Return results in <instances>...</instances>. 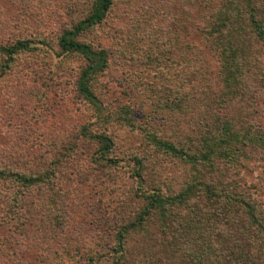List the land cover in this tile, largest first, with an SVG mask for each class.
<instances>
[{"label": "rangeland", "instance_id": "rangeland-1", "mask_svg": "<svg viewBox=\"0 0 264 264\" xmlns=\"http://www.w3.org/2000/svg\"><path fill=\"white\" fill-rule=\"evenodd\" d=\"M95 1L0 0V46L28 40L33 47L0 75V172L8 173L0 178V264H112L115 229L143 206L134 156L145 153L157 161L164 193L186 182L182 166L154 155L148 141L142 144L141 132L125 127L124 111L138 124L150 122L159 138L175 141L184 134L176 126L171 130L173 121L179 120L184 133L207 117L208 95L222 93L217 60L198 33L203 6L211 9L212 3L114 0L104 22L79 38L109 55V66L96 81L102 103L97 108L86 101L77 83L87 62L80 54L62 53L59 42L91 13ZM2 61L0 55V74ZM174 74L178 78L170 87ZM187 87L188 107L182 112L180 96ZM262 100L255 102L254 119L264 128V94ZM167 101L178 112L156 114ZM102 133L115 142L106 157L90 136ZM254 170L246 173L250 183L264 175V162H256ZM52 171L53 181L29 190L16 181L19 175ZM188 206H182L181 216L193 215ZM158 233L152 230L146 246L156 244ZM133 247V259L155 256L141 251L142 245ZM188 254L186 246L172 252L180 264H190Z\"/></svg>", "mask_w": 264, "mask_h": 264}, {"label": "trees", "instance_id": "trees-1", "mask_svg": "<svg viewBox=\"0 0 264 264\" xmlns=\"http://www.w3.org/2000/svg\"><path fill=\"white\" fill-rule=\"evenodd\" d=\"M206 1L205 5L212 3L214 8L203 6L198 33L217 60L222 93L211 99L208 95L206 100L211 101L204 110L207 117L196 126L187 127L184 133L179 120L171 119V130L176 126L184 134L175 141L159 138L150 122L138 124L124 111L121 121L125 127L133 133L141 132L142 144L148 141L154 155L182 166L186 182L178 191L166 194V182L161 180L157 161L142 151V156H134L135 175L142 186L138 196L143 206L115 229L112 264H180L172 252L184 246L190 248V264H264V202L260 199L264 175L258 183L246 178V173L255 171L256 162H264V128L254 119L258 114L255 102L263 101L264 94V0ZM113 4L114 0H96L91 13L64 32L59 42L62 53L85 58L87 65L79 76L77 89L96 107L102 103L95 94L96 81L108 68L109 55L105 49L95 50L79 38L100 26ZM32 49L28 40L0 46V75H6L18 55ZM177 78L175 74L170 78V87ZM189 95L187 87L180 96L182 112L188 107L184 99ZM175 108L167 101L165 106L156 108V114L178 112ZM90 136L102 145L103 157L113 151L115 142L107 134ZM108 161L114 163L111 158ZM7 174L0 172V178ZM54 175V171L36 177L19 175L16 181L29 190L42 181H53ZM189 204L193 215L181 216L182 206ZM154 228L160 237L155 245L146 246L152 243ZM135 244L143 246L141 251H155V256L153 253L150 258L133 259Z\"/></svg>", "mask_w": 264, "mask_h": 264}]
</instances>
